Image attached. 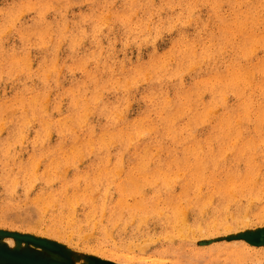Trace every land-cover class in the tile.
<instances>
[{
	"label": "rangeland",
	"instance_id": "rangeland-1",
	"mask_svg": "<svg viewBox=\"0 0 264 264\" xmlns=\"http://www.w3.org/2000/svg\"><path fill=\"white\" fill-rule=\"evenodd\" d=\"M31 1L0 0V264H264V0Z\"/></svg>",
	"mask_w": 264,
	"mask_h": 264
},
{
	"label": "bare ground",
	"instance_id": "bare-ground-1",
	"mask_svg": "<svg viewBox=\"0 0 264 264\" xmlns=\"http://www.w3.org/2000/svg\"><path fill=\"white\" fill-rule=\"evenodd\" d=\"M36 1H37V0H36ZM229 1H230V0H229ZM262 1H263V0H262ZM262 1H261V3H262ZM30 2H32V1L30 0ZM247 2H248V0H247ZM259 2H260V0H259ZM23 3L25 4V2H23ZM34 3H35V2L33 1V4H32V5H34ZM41 3H45V2H41ZM41 3H40V4H41ZM231 3H232V2H231ZM37 4H39L38 1H37ZM45 4H47V3H45ZM232 4H233V3H232ZM232 4H231V5H232ZM234 4L236 5V0H235V3H234ZM250 4H251V3H250ZM250 4H249V5H250ZM32 5H31V3H30V6H32ZM35 5H36V3H35ZM41 5H42V4H41ZM129 5H130V4H129ZM238 5H239V4H238ZM246 5H247V4H246ZM246 5H245V6H246ZM22 6H23V5H22ZM25 6H26V5H25ZM263 6H264V4H263ZM38 7H39V6H38ZM40 7H41V6H40ZM237 7H239V6H237ZM235 8H236V6H235ZM243 8H244V7H243ZM248 8H249V7H248ZM254 8H255V7H254ZM18 9H19V8H18ZM18 9H17V10H18ZM230 9L234 11V9H232V8H230ZM241 9H242V8H241ZM1 10H2V8H1ZM1 10H0V11H1ZM10 10H11V9H10ZM17 10H16V11H17ZM124 10H125V9H124ZM133 10H134V8H133ZM237 10H238V9H237ZM245 10L247 11V8H246ZM248 10H249V9H248ZM255 10H256V9H255ZM2 11H3V10H2ZM229 11H230V10H229ZM241 11H242V10H241ZM241 11H240V12H241ZM246 11H245V12H246ZM41 12H42V10H41ZM43 12H45V11H43ZM43 12H42V13H43ZM231 12H232V11H231ZM236 12H238V11H236ZM236 12H235V13H236ZM240 12H239V13H240ZM261 12H262V11H261ZM14 13H15V11H13V14H14ZM233 13H234V12H233ZM246 13H247V12H246ZM254 13H255V12H254ZM9 14H10V12H9ZM15 14H16V18H18L17 16H20V15H19L20 13L18 14V11H17V13H15ZM43 14H45V13H43ZM241 14H243V12H241ZM257 14H258V13H257ZM259 14H260V13H259ZM2 15H3V14H2ZM6 15H7V14H6ZM107 15H108V14H107ZM117 15H118V14H117ZM228 15H229V14H228ZM238 15H239V14H238ZM263 15H264V14H263ZM7 16H8V15H7ZM235 16H236V15H235ZM241 16H242V15H241ZM252 16L255 17L254 14H253ZM261 16H262V15H261ZM43 17H44V16H43ZM244 17H245V16H244ZM250 17H251V16H250ZM256 17H257V16H256ZM259 17H260V16H259ZM7 18H8V17H7ZM12 18H13V16H12ZM44 18H45V17H44ZM44 18H43V19H44ZM220 18H221V17H220ZM231 18H232V17H231ZM38 19H39V18H38ZM38 19H37V21H39ZM221 19H222V18H221ZM228 19H229V18H228ZM241 19H242V18H241ZM248 19H249V18H248ZM248 19H247V21H248ZM11 20H13V19H11ZM15 20H17V19H15ZM34 20H35V19H34ZM40 20H41V18H40ZM222 20H223V19H222ZM235 20H238V21H239V19H236V18H235ZM256 20H257V19H256ZM225 21H226V20H225ZM238 21H237V22H238ZM241 21H242V20H241ZM243 21H245V19H244ZM0 22H1V21H0ZM3 22H5V20H4ZM35 22H36V21H35ZM13 23H15V21L12 22V24H13ZM46 23H48L47 20L45 21V24H46ZM49 23L52 25L51 21H49ZM225 23H226V22H225ZM225 23H224V24H225ZM229 23H230V22H229ZM229 23H228V24H229ZM234 23H235V22H234ZM263 23H264V22H263ZM33 24H34V23H33ZM35 24H37V23H35ZM40 24H42V23L40 22ZM43 24H44V23H43ZM237 24H238V23H237ZM239 24H241V23H239ZM249 24H250V23H249ZM249 24H248V25H249ZM254 24H255V23H254ZM9 25H10V24H9ZM38 25H39V23H38ZM46 25H47V24H46ZM234 25H235V24H234ZM250 25H251V24H250ZM250 25H249V26H250ZM4 26H5V28H6V25H4ZM29 26H30V25H29ZM44 26H45V25H44ZM47 26H50V25L48 24ZM47 26L45 27L44 30H46ZM232 26H233V24H232ZM249 26H248V27H249ZM251 26H252V25H251ZM256 26H257V25H256ZM263 26H264V25H263ZM50 27H51V26H50ZM233 27H235V26H233ZM249 28H250V27H249ZM255 28H256V27H255ZM3 29H4V27H3ZM7 29H8V28H7ZM41 29H43V27H42ZM41 29H38V30H41ZM48 29H49V28H48ZM262 29H263V28H262ZM35 30H37V29H35ZM38 30H37V31H38ZM246 30H247V29H246ZM254 30H255V29H254ZM5 31H6V30H5ZM27 31H28V30H27ZM30 31H31V30H30ZM37 31H36V33H37ZM234 31H235V30H234ZM234 31H233V32H234ZM1 32L4 33L3 30H2ZM33 32H34V30H32V33H33ZM40 32H42V31H40ZM47 32H48V31H47ZM81 32H82V31H81ZM248 32H249V31H247V33H248ZM262 32H263V31H262ZM29 33H30V32H29ZM32 33H31V34H32ZM38 33H39V32H38ZM42 33H43V32H42ZM222 33L224 34V32H222ZM231 33H232V32H231ZM231 33H230V34H231ZM19 34H20V33H19ZM26 34H27V33H26ZM31 34H30V36H31ZM44 34H46V32H45ZM223 34H222V35H223ZM230 34H229V35H230ZM232 34H234V33H232ZM252 34H253V33H252ZM257 34H259V33H257ZM24 35H25V34H24ZM33 35H35V34H33ZM36 35H37V34H36ZM224 35H225V34H224ZM236 35H237V34H236ZM246 35H248V34H246ZM249 35H250V34H249ZM26 36H28V35H26ZM26 36H25V38H26ZM39 36H40V33H39ZM43 36L45 37V35H43ZM43 36H42V37H43ZM220 36H221V35H220ZM227 36H228V34H227ZM232 36H234V35H232ZM244 36H245V35H244ZM252 36H253V35H252ZM252 36H251V37H252ZM28 37H29V36H28ZM234 37H235V36H234ZM234 37H232V38H234ZM255 37H256V36H255ZM257 37H260V36H257ZM263 37H264V36H263ZM225 38L227 39L228 37H225ZM225 38H224V39H225ZM249 38H250V36H249ZM20 39H22L21 36H20ZM23 39H24V38H23ZM27 39H28V38H27ZM27 39H26V41H27ZM228 39H229V38H228ZM236 39H237V38H236ZM236 39H235V40H236ZM244 39H245V38H244ZM246 39H248V38L246 37ZM24 40H25V39H24ZM35 40H36V38L34 39V41H35ZM37 40H38V39H37ZM40 40H41V39H40ZM221 40H222V38H221ZM230 40H231V39H230ZM230 40H229V41H230ZM235 40H234V41H235ZM248 40H249V39H248ZM250 40H251V39H250ZM252 40H254V39H252ZM260 40L262 41V38H261V37H260ZM29 41H30V39H29ZM236 41H237V40H236ZM241 41H242V40H241ZM263 41H264V40H263ZM263 41H262L261 43H263ZM42 42H43V40H42ZM221 42H222V41H220V43H221ZM231 42H232V41H231ZM248 42H249V41H248ZM36 43H37V42H36ZM233 43H235V42H233ZM242 43H244V42L242 41ZM251 43H252V42H251ZM251 43H250V45H251ZM261 43H259V44H261ZM21 44H22V41H21ZM25 44H26V43H25ZM39 44H40V43H39ZM183 44H184V43H183ZM229 44H230V43H229ZM240 44H241V42H240ZM255 44H256V43H255ZM255 44H252V45L255 46ZM27 45H28V44H27ZM27 45H26V47H25L26 50H27ZM37 45H38V44H37ZM229 46H231V45H229ZM235 46H236V45H235ZM242 46H243V45H242ZM258 46H259V45H258ZM175 47H176V46H175ZM175 47H174V48H175ZM236 47H237V46H236ZM239 47H240V46H239ZM255 47H256V46H255ZM255 47H254V49H255ZM17 48H18V47H17ZM22 48H24V47L22 46ZM240 48H241V47H240ZM250 48H251V47H250ZM14 49H15V48H14ZM18 49H19V48H18ZM238 49H239V48H238ZM251 49H253V48H251ZM0 50H1V48H0ZM7 50L9 51V49H7ZM23 50H24V49H23ZM26 50H24V51L26 52ZM11 51H14V50L11 49ZM16 51H17V50H16ZM235 51H236V49H235ZM14 52H15V51H14ZM236 52H237V51H236ZM238 52H239V51H238ZM245 52H246V51H245ZM253 52H255V51H253ZM0 53H1V52H0ZM2 53H3V52H2ZM2 53H1V54H2ZM5 53H6V52H5ZM17 53H18V52H17ZM26 53H28V52H26ZM241 53H242V52H241ZM248 53H249V51H248ZM248 53H247V54H248ZM9 54L11 55V53H9ZM9 54H8V55H9ZM19 54H20V53H19ZM235 54H236V53H235ZM263 54H264V53H263ZM25 55H27V54H25ZM25 55H22L23 58H24ZM248 55H251V54H248ZM3 56H4V54H3ZM19 56H20V55H19ZM22 56H21V57H22ZM232 56H233V55H232ZM236 56H239V55H236ZM236 56H235V57H236ZM12 57H13V56H12ZM163 57H164V56H163ZM2 58H4V57H2ZM8 58H9V57H8ZM10 58H11V57H10ZM10 58H9V60H10ZM25 58H26V56H25ZM28 58H29V57H27V59H28ZM232 58H233V57H232ZM241 58L243 59V57H241ZM241 58H240V59H241ZM251 58H252V57H251ZM12 59H13V58H12ZM168 59H169V58H168ZM235 59H236V58H235ZM238 59H239V58H238ZM262 59H263V58H262ZM13 60H14V59H13ZM13 60H12V61H13ZM254 60H256V59H254ZM14 61H16V60H14ZM17 61H18V60H17ZM19 61H20V60H19ZM27 61H30V60H27ZM230 61H231V60H230ZM238 61H240V60H238ZM249 61H250V60H249ZM249 61H248V62H249ZM252 61H253V60H252ZM252 61H251V62H252ZM262 61H263V60H262ZM4 62H5V61H4ZM9 62H10V61H9ZM22 62H23V61H22ZM51 62H52V61H51ZM232 62H233V61H232ZM235 62H236V61H235ZM241 62H242V61H241ZM0 63H1V61H0ZM11 63H12V62H11ZM18 63H20V62H18ZM227 63H228V62H227ZM229 63H231V62H229ZM233 63H234V62H233ZM233 63H231V64H233ZM237 63H238V62H237ZM257 63H258V62H257ZM12 64H14V63H12ZM15 64H16V63H15ZM26 64H27V63H26ZM54 64H55V63H54ZM160 64H161V63H160ZM231 64H229V66H230ZM245 64H247V63H245ZM261 64H263V63H261ZM20 65H21V63H20ZM24 65H25V64H24ZM27 65L29 66V64H27ZM163 65H164V64H163ZM227 65H228V64H227ZM227 65H226V66H227ZM235 65H237V64L235 63ZM238 65H239V64H238ZM238 65H237V67H238ZM242 65L244 66V64H242ZM256 65H257V64H256ZM256 65H255L254 67H256ZM259 65H260V64H259ZM11 66H12V65H11ZM14 66H18V65H14ZM21 66H22V65H21ZM52 66H53V63H52ZM251 66H253V65H251ZM25 67L27 68L26 65H25ZM56 67H57V66H56ZM232 67H235V66H232ZM239 67H240V66H239ZM245 67H247V66H245ZM260 67H261V65H260ZM262 67H263V66H262ZM22 68H23V67H22ZM227 68H228V67H227ZM230 68H231V67H230ZM235 68H236V67H235ZM251 68H252V67H251ZM258 68H259V67H258ZM18 69H19V68H18ZM42 69H43V67H42ZM154 69H155V68H154ZM233 69H234V68H233ZM239 69H240V68H239ZM249 69H250V68H249ZM14 70H15V69H14ZM14 70H13V73H14ZM47 70H48V69H47ZM52 70H53V69H52ZM236 70H237V68H236ZM243 70H244L243 75H242V77H239V78H240L242 81H243V80L246 81V79H247L246 76L248 75L247 73H248V72H251V69H250V71H248L247 68H246V69H243ZM262 70H263V69H262ZM2 71H3V70H2ZM2 71H1V72H2ZM18 71H19V70H18ZM49 71H50V68H49ZM240 71H242V69H241ZM252 71H254V70H252ZM215 72H216V71H215ZM219 72H220V71H219ZM223 72H224V71H222V73H223ZM237 72H238V71H237ZM237 72H236L235 76L232 78V80H231V82H230L233 86H234V84H237V83L239 84L238 79H237L238 76H236V75H237ZM256 72H257V71H256ZM259 72H260V70H259ZM47 73H48V72H47ZM229 73H230V72H229ZM238 73H239V72H238ZM252 73H253V72H252ZM252 73H251V75H252ZM261 73H262V72H261ZM9 74H10V72H9ZM231 74H234V73L232 72V73H230V75H231ZM230 75H229V76H230ZM214 76H215V75H214ZM218 76H219V75H218ZM218 76H217V74H216V77H218ZM229 76H227V77H229ZM231 76H232V75H231ZM42 77H44V76L42 75ZM45 77H46V75H45ZM230 78H231V77H230ZM251 78H252V77H251ZM42 79H43V78H42ZM44 79H45V78H44ZM156 79H157V78H156ZM260 79H261V80H260ZM220 80H221V79H220ZM256 80H257V79H256ZM217 81H218V79H217ZM224 81H225V82L221 81V83H223V85L225 86V85H226V79H225ZM239 81H240V80H239ZM250 81H251V80H250ZM259 81H260V87L263 88L262 91L264 92V73H263L262 78H259ZM103 82H104V81H103ZM214 82H216V81H214ZM243 82H244V81H243ZM247 82H248V80H247ZM252 82H254L255 85H256V82H257V81H256V82H255V81H252ZM200 83H201V82H200ZM219 83H220V82H219ZM210 84H211V83H210ZM210 84H209V85H210ZM216 84H218V83H216ZM244 84H246V82H245ZM25 85H26V84H25ZM45 85H46V82H45ZM104 85H106V84H104ZM221 85H222V84H221ZM229 85H230V84H229ZM241 85H242V84H241ZM247 85H249V84H246V86H247ZM252 85H253V84H252ZM214 86H215V84L212 86V89H213ZM218 86H219V85H218ZM230 86H231V85H230ZM257 86H258V84H257ZM24 87H25V86H24ZM33 87H34V86H33ZM102 87H103V85H102ZM221 87H222V86H221ZM227 87H228V86H227ZM236 87H237V86H236ZM236 87H235V88H236ZM239 87H240V86H239ZM249 87H251V86H249ZM260 87H259V88H260ZM37 88H38V87H36L35 89H37ZM104 88H105V87H104ZM214 88H216V87H214ZM217 88H218V87H217ZM217 88H216V89H217ZM219 88H220V87H219ZM219 88H218V90H219ZM232 88H233V87H232ZM240 88H241V87H240ZM240 88H239V90H240ZM251 88H252V87H251ZM251 88H250V90H254V89H255V87H254V89H251ZM23 89H24V88H23ZM27 89H28V88H27ZM31 89H33V88H31ZM35 89H34V90H35ZM205 89L208 90V87L205 88ZM242 89H244V88H242ZM242 89H241V90H242ZM245 89H246V88H245ZM248 89H249V88H248ZM25 90H26V89H25ZM73 90H74V89H73ZM160 90H161V89H160ZM218 90H216L215 92H218ZM221 90H222V89H220L219 92H220ZM224 90H225V89H224ZM224 90H223V91H224ZM228 90H229V87H228ZM241 90H240V91H241ZM250 90H249V91H250ZM259 90H261V89H259ZM19 91L22 92V90H19ZM27 91H28V90H27ZM38 91H39V89H38ZM84 91H85V90H84ZM84 91H83V92H84ZM88 91H89V90H88ZM97 91H99V89H98ZM209 91H210V90H209ZM212 91H214V90H212ZM212 91H211V93H212ZM223 91H222L221 94H223ZM226 91H227V89H226ZM226 91H224V92L226 93ZM233 91H234V89L232 90V93L234 94ZM237 91H238V90H237ZM246 91H247V90H246ZM32 92H33V91H32ZM32 92H31V93H32ZM71 92H73V91H71ZM215 92H214V93H215ZM219 92H218V95H217V96H219ZM241 92H242V91H241ZM263 92H262V93H263ZM38 93H39V92H38ZM38 93H37V94H38ZM95 93H96V92H94V94H95ZM97 93H98V92H97ZM153 93H154V92H153ZM238 93H239V92H238ZM249 93H250V92H249ZM254 93H255V92H254ZM256 93H257V92H256ZM258 93H259V92H258ZM19 94H20V93H19ZM22 94H24V93H22ZM29 94H30V93H29ZM39 94H40V93H39ZM41 94H42V93H41ZM94 94H93V95H94ZM99 94H100V93H99ZM154 94H155V93H154ZM236 94H237V93H236ZM236 94H235V95H236ZM243 94H244V93H243ZM263 94H264V93H263ZM26 95H27V93H26ZM32 95H33V94H32ZM32 95H30V96H32ZM42 95H43V94H42ZM157 95H158V94H157ZM157 95H156V96H157ZM224 95H225V94L222 95V96H223V98H222L223 100H224ZM250 95H251V94H250ZM250 95H248V97H247L248 100H249V98L251 97ZM253 95H254V94H253ZM261 95H262V94H261ZM19 96H20V95H19ZM23 96H24V95H22V97H23ZM38 96H39V95H37V97H38ZM78 96H79V95H78ZM91 96H92V95H91ZM100 96H101V95H100ZM217 96H216V97H217ZM242 96H243V95H242ZM249 96H250V97H249ZM258 96H259V95H257V97H258ZM14 97H15V95H14ZM17 97H18V96H17ZM43 97H44V96H43ZM79 97H80V96H79ZM82 97H84V95H82ZM82 97H81V98H82ZM87 97H88V96H87ZM87 97H84V98H87ZM93 97H95V95H94ZM97 97H98V96H97ZM157 97H158V96H157ZM167 97H168V96H167ZM210 97H211V94H210ZM219 97H220L219 99L221 100V96H219ZM236 97H237V96H236ZM244 97H245V96H244ZM254 97H255V96H254ZM263 97H264V96H263ZM11 98H13V97H11ZM24 98H25V97H24ZM33 98H34V97H33ZM33 98H32V99H33ZM95 98H96V97H95ZM99 98H101V97H99ZM158 98H159V97H158ZM165 98H166V97H165ZM211 98H212V97H211ZM22 99H23V98H22ZM26 99H27V97H26ZM35 99H36V98H35ZM35 99H33V100H35ZM73 99H74V97L72 98V102L74 101ZM76 99H78V98H76ZM162 99H163V97H162ZM180 99H181V98H180ZM188 99H189V98H188ZM240 99H241V96H240ZM242 99H243V98H242ZM242 99H241V100H242ZM250 99H251V98H250ZM252 99H253V98H252ZM256 99H257V98H256ZM261 99H262V98H261ZM13 100H14V99H13ZM23 100H24V99H23ZM33 100H32V101H33ZM37 100L40 101L39 98H38ZM42 100H43V99H42ZM45 100H46V99H45ZM45 100H44V102H45ZM95 100H96V99H95ZM101 100H102V99H101ZM159 100H160V99H159ZM159 100H158V101H159ZM214 100L216 101V99H214ZM241 100H240V102H242ZM248 100H247V101H248ZM257 100H258V99H257ZM11 101H12V100H11ZM15 101H16V100H15ZM20 101H21V99H20ZM20 101H19V102H20ZM29 101H30V99H29ZM39 101H37V102H39ZM81 101H82V100H81ZM81 101H80V102H81ZM84 101H86V100H84ZM93 101H94V100H93ZM93 101H92V102H93ZM152 101H153V100H152ZM163 101H165V100L163 99ZM166 101H167V100H166ZM166 101H165V102H166ZM177 101H178V100H177ZM217 101H218V100H217ZM249 101H250V100H249ZM251 101H252V100H251ZM13 102H14V101H13ZM17 102H18V100H17ZM17 102H16V103H17ZM22 102H23V101H22ZM41 102H42V101H41ZM44 102H43V105L45 104ZM72 102H71V104H72ZM89 102H90V101H89ZM96 102H97V101H96ZM153 102H155V101H153ZM165 102H163V104H164ZM238 102H239V101H238ZM253 102H254V101H253ZM260 102H261V101H260ZM1 103H2V102H1ZM23 103H24V102H23ZM23 103H22V104H23ZM27 103H28V102H27ZM217 103L219 104V101H218ZM223 103H224V102H223ZM245 103L247 104V102H245ZM245 103H243V105H245ZM14 104H15V103H14ZM71 104H70V105H71ZM73 104H74V106H76V105H75V104H76V101H75V103H73ZM85 104H86V103H85ZM85 104H84V106H85ZM87 104H88V102H87ZM105 104H106V101H105ZM158 104H159V103H158ZM158 104H157V105H158ZM161 104H162V100H161ZM161 104H160V105H161ZM166 104H167V105H166ZM166 104H165V105L168 106V107L170 108V105H168V102H166ZM231 104H232V103H231ZM251 104H253V103H251ZM251 104H250V105H251ZM254 104H255V103H254ZM258 104H259V103H258ZM2 105H3V104H2ZM12 105H13V104H12ZM19 105H20V104H19ZM25 105H28V104H25ZM31 105H32V104H31ZM155 105H156V104H155ZM179 105H180V104H179ZM248 105H249V103H248ZM0 106H1V104H0ZM37 106H38V105H37ZM40 106H41V105H40ZM40 106H39V107H40ZM71 106H72V105H71ZM84 106H83V108H84ZM104 106H105V105H104ZM166 106H164V107H166ZM181 106H182V105H181ZM181 106H180V107H181ZM230 106H231V105H230ZM230 106H229V107H230ZM245 106H246V105H245ZM253 106H254V105H252V107H253ZM260 106H261V105H260ZM19 107H20V106H19ZM23 107H24V106H23ZM25 107H27V106H25ZM25 107H24V108H25ZM34 107H35V105H34ZM72 107H73V106H72ZM159 107H161V106H159ZM164 107H163V109H164V111H165L166 109H165ZM249 107H250V106H249ZM258 107H259V106H258ZM97 108H98V106H97ZM101 108H102V107H101ZM103 108H104V107H103ZM154 108H155V107H154ZM157 108H158V107H157ZM157 108H156V109H157ZM226 108H227V107H226ZM231 108H232V107H231ZM240 108H241V106H240ZM14 109H15V108H14ZM14 109H13V110H14ZM16 109H17V108H16ZM26 109H28V108H26ZM35 109H36V107H35ZM38 109H39V108H38ZM75 109H76V108H75ZM106 109H107V108H106ZM161 109H162V108H161ZM163 109H162V110H163ZM179 109H180V108H179ZM182 109H183V107H182ZM234 109H235V108H234ZM234 109H233V111H235ZM244 109H246V108L244 107ZM6 110H7V109H6ZM21 110H22V109H21ZM21 110H19V111L21 112ZM30 110H32V109H29L27 112H30ZM46 110H47V108H46ZM46 110H45V111H46ZM84 110H85V108H84ZM168 110H169V109H168ZM168 110H167V111H168ZM226 110H228V109H226ZM241 110H242V109H241ZM248 110H250V109L248 108ZM252 110H254V109H252ZM15 111L17 112V110H15ZM15 111H14V112H15ZM24 111H25V110H24ZM35 111H36V110H35ZM105 111H106V110H105ZM110 111H112V109H111ZM159 111H160V110H159ZM177 111H179V110H177ZM233 111H231V112L234 113ZM239 111H240V110H239ZM256 111H257V110H256ZM6 112H7V111H6ZM6 112H5V113H6ZM12 112H13V111H12ZM25 112H26V111H25ZM43 112H44V110H43ZM50 112H51V111H50ZM80 112H81V111H80ZM82 112H83V114H86V113H87V110H86L85 113H84L83 110H82ZM112 112H113V111H112ZM228 112H229V111H228ZM246 112H247V111H246ZM21 113H22V112H21ZM31 113H32V112H31ZM37 113H38V112H37ZM41 113H42V111H41ZM45 113H46V112H45ZM113 113H114V112H113ZM161 113H162V112H161ZM163 113H165V112H163ZM171 113H173V112H171ZM177 113H178V112H177ZM195 113H197V111H196ZM205 113H206V112H205ZM256 113H257V112H256ZM6 114H7V113H6ZM8 114H9V111H8ZM13 114H14V113L11 114V110H10V115L13 116ZM17 114H18V112H17ZM17 114H16V115H17ZM19 114H20V113H19ZM34 114H35V113H34ZM104 114H105V113H104ZM108 114H109V113H108ZM159 114H160V113H159ZM169 114H170V113H169ZM175 114H176V112H175ZM213 114H214V113H213ZM241 114H242V113H241ZM243 114H244V113H243ZM247 114H248V113H247ZM14 115H15V114H14ZM29 115H30V114H29ZM29 115H26V113L24 114V116L27 117V118H29ZM36 115H37V114H36ZM38 115H40V113H39ZM78 115H79V113H78ZM78 115L76 116V118H78ZM115 115H116V113H115ZM157 115H158V114H157ZM164 115H165V114H164ZM176 115H177V114H176ZM176 115H175V116H176ZM203 115H204V114H203ZM235 115H236V113H235ZM248 115H249V114H248ZM248 115H247V117H248ZM261 115H262V114H261ZM5 116H7V115H5ZM22 116H23V115H22ZM45 116L47 117V113L45 114ZM48 116H49V115H48ZM50 116H52V115H50ZM68 116H69V115H68ZM79 116H81V114H80ZM83 116H84V115H83ZM110 116H111V115H110ZM160 116H161V115H160ZM160 116H159V117H160ZM170 116H173V115H170ZM195 116H196V115H195ZM215 116H216V115H215ZM218 116H219V114H218ZM218 116H217V117H218ZM220 116H221V114H220ZM222 116H223V114H222ZM250 116H251V115H250ZM19 117H20V116H19ZM32 117H34V116H32ZM85 117H86V116H85ZM106 117H108V116H106ZM161 117H162V116H161ZM161 117H160L159 119H162ZM200 117H201V115H200ZM200 117H198V118H200ZM226 117H227V116H226ZM244 117H245V116H244ZM256 117H257V114H256ZM35 118H37V117H35ZM68 118H69V117H68ZM70 118L72 119V113H71ZM83 118H84V117H83ZM83 118H82V119H83ZM145 118H146V117H145ZM148 118H149V117H148ZM168 118H169V117H168ZM202 118H205V116L202 117ZM212 118H213V117H212ZM223 118H225V117H223ZM228 118H229V116H228ZM233 118H234V117H233ZM238 118H240V116H238ZM248 118H249V117H248ZM254 118H255V116H254ZM22 119H23V118H22ZM24 119H25V118H24ZM29 119H30V118H29ZM32 119H33V118H31L30 120L32 121ZM49 119H50V118H49ZM74 119H75V117L73 118V120H74ZM163 119H164V118H163ZM170 119H171V117H170ZM170 119H169V120H170ZM200 119H201V118H200ZM214 119H215V118H214ZM218 119H219V118H218ZM241 119H242V118H241ZM243 119H244V118H243ZM256 119H257V118H256ZM1 120H2V119H1ZM13 120H14V119H13ZM16 120H17V119H16ZM33 120H34V119H33ZM35 120H37V119H35ZM41 120H42V119H41ZM41 120H40V123H41ZM78 120H81V118L78 119ZM148 120H150V118H149ZM151 120H152V119H151ZM156 120H158V119H156ZM172 120L174 121V119H172ZM210 120H211V119H210ZM237 120H238V119H237ZM247 120H248V119L246 118L245 121H247ZM10 121H11V120H10ZM19 121H20V120H19ZM19 121H18V122H19ZM42 121H43V120H42ZM49 121H50V120H49ZM51 121H52V118H51ZM51 121H50V122H51ZM63 121L65 122V119H64ZM70 121H71V120H70ZM116 121H117V120H116ZM161 121H162V120H161ZM161 121H160V122H161ZM173 121H172V122H173ZM195 121H196V120H195ZM197 121H198V120H197ZM197 121H196V123H197V125H199L201 122H197ZM205 121H206V120H205ZM214 121H215V120H214ZM220 121H221V120H220ZM223 121H224V120H223ZM238 121H239V120H238ZM245 121H244V122H245ZM248 121H249V120H248ZM248 121H247V122H248ZM24 122H25V121H24ZM33 122H34V121H33ZM44 122H47V121H44ZM56 122H57V121H56ZM60 122H61V121L59 120L58 123H60ZM71 122H72V121H71ZM73 122L75 123V120H74ZM73 122H72V125L70 124L69 127L72 128V126H74ZM81 122H82V121H81ZM114 122H115V121H114ZM147 122H148V121H147ZM165 122H166V121H165ZM207 122H208V121H207ZM207 122H206V123H207ZM217 122H218V121H217ZM217 122H216V123H217ZM221 122H222V121H221ZM221 122H220V123H221ZM227 122H228V121H227ZM229 122H231V121L229 120ZM239 122H241V121H239ZM251 122H252V121H251ZM27 123H28V122H27ZM30 123H31V122H30ZM42 123H43V122H42ZM42 123H41V124H42ZM62 123H63V122H62ZM65 123H66V122H65ZM67 123H68V122H67ZM79 123H80V121L78 122V124H79ZM84 123H85V122H84ZM140 123H141V122H140ZM140 123H139V125H140ZM142 123H143V122H142ZM148 123H149V122H148ZM156 123H157V121H156ZM170 123H171V122H170ZM170 123L167 124V125H171ZM192 123H193V121H192ZM204 123H205V122H204V119H203V124H204ZM209 123H210V122H209ZM213 123H214V122H213ZM237 123H238V122H237ZM6 124H7V123H6ZM22 124H23V123H22ZM33 124H34V123H33ZM41 124H36V128H37L38 125H41ZM54 124H55V123H54ZM76 124H77V123H75V125H76ZM82 124H83V123H82ZM82 124H81V125H82ZM116 124H117V123H116ZM128 124H129V123H128ZM153 124H155V123L153 122ZM153 124H152V125H153ZM173 124H174V123H173ZM175 124H177V121L175 122ZM175 124H174V125H175ZM189 124H190V122H189ZM201 124H202V123H201ZM203 124H202V125H203ZM211 124H212V123H211ZM222 124H223V123H222ZM226 124H227V123H226ZM235 124H236V123H235ZM250 124H251V123H250ZM1 125H2V124H1ZM30 125H31V124H30ZM63 125H64V124H63ZM66 125H68V124H66ZM85 125H86V124H85ZM113 125H114V124H113ZM119 125H120V124H119ZM132 125H133V124H132ZM132 125L129 124V126H132ZM139 125H137V126H138V128L140 129V126H141V125H140V126H139ZM143 125H144V124H143ZM158 125H159V124H157L156 127H157ZM161 125H162V124H161ZM167 125H166V127H167ZM209 125H210V124H209ZM214 125H215V124H214ZM232 125H233V124H232ZM241 125H242V124H241ZM254 125H256V124H254ZM261 125H262V123H261ZM5 126H6V125H5ZM13 126H14V125H13ZM15 126H17V125H15ZM21 126H23V125H21ZM21 126H20V129H21ZM26 126L28 127V124H27ZM44 126H45V125H44ZM52 126H53V125H52ZM83 126H84V125H83ZM83 126H82V127H83ZM89 126H90V125H89ZM89 126H88V127H89ZM116 126H117V125H116ZM129 126H128V128L130 129ZM154 126H155V125H154ZM159 126H160V125H159ZM171 126H172V125H171ZM177 126H178V125H177ZM177 126H176V127H177ZM211 126H212V125H211ZM237 126H238V125H237ZM237 126H236V127H237ZM258 126L260 127V130H262V129H261V126H260V125H258ZM1 127H2V126H1ZM10 127H11V126H10ZM17 127H19V123H18V126H17ZM30 127H31V126H30ZM48 127H49V126H48ZM60 127H64V126H60ZM60 127H59V128H60ZM74 127H75V126H74ZM74 127H73V128H74ZM85 127H86V126H85ZM106 127H108V126H106ZM111 127H114V126H111ZM125 127H126V126H125ZM135 127H136V125H135ZM135 127H134V128H135ZM143 127H144V126H143ZM143 127L141 126V129H142ZM152 127H153V126H152ZM152 127H150V128H152ZM174 127H175V126H174ZM181 127H182V126H181ZM229 127H231V126H229ZM243 127H244V126H243ZM259 127H258V128H259ZM4 128H5V127H4ZM22 128H23V127H22ZM24 128H25V127H24ZM24 128H23V129H24ZM46 128H47V127H46ZM67 128H68V127H67ZM71 128H70V129H71ZM79 128H80V127H79ZM131 128H132V127H131ZM163 128H165V127H163ZM163 128H162V129H163ZM184 128H185V127H184ZM186 128H187V127H186ZM186 128H185V129H186ZM209 128H210V127H209ZM214 128H215V126L213 127V129H214ZM238 128H239V127H238ZM246 128H247V127H246ZM250 128H251V127H250ZM258 128H257V130H258ZM8 129H9V128H8ZM15 129H16V128H15ZM20 129H18V130H20ZM48 129H49V128H48ZM57 129H58V127H57ZM61 129H63V128H61ZM61 129H60V130H61ZM68 129H69V128H68ZM70 129H69V131H70ZM85 129H86V128H85ZM87 129H88V128H87ZM103 129H104V128H103ZM111 129H112V128H111ZM125 129H126V128H125ZM129 129H128V131H129ZM141 129H140V130H141ZM146 129H147V128H146ZM146 129H145V132H146ZM159 129H160V127H159ZM162 129H161V130H162ZM170 129H172V128H170ZM187 129H188V128H187ZM220 129H221V128H220ZM229 129H230V128H229ZM231 129H232V127H231ZM241 129H242V128H241ZM255 129H256V128H255ZM10 130H11V129H10ZM10 130H9L8 132H10ZM38 130H39V127H38ZM50 130H51V129H50ZM52 130H54V129H52ZM74 130H75V129H74ZM101 130H102V129H101ZM132 130H133V129H132ZM147 130H150V129H147ZM156 130H157V128H156ZM175 130H176V128H175ZM191 130H192V129H191ZM203 130H204V129H203ZM203 130H202V132H203ZM207 130H208V128H207ZM217 130H218V128H217ZM223 130H224V129H223ZM238 130H239V129H238ZM3 131H4V130H3ZM13 131H14V130H13ZM15 131H16V130H15ZM33 131H34V132L36 131L35 128H34ZM39 131H40V130H39ZM39 131H38V132H39ZM45 131H47V129H45ZM63 131H64V130H63ZM72 131H73V130H72ZM86 131H87V130H86ZM86 131H85V132H86ZM92 131H94V129H93ZM92 131H91V132H92ZM135 131H136V130H135ZM137 131H138V130H137ZM142 131H144V128H143ZM158 131H159V130H158ZM170 131H171V130H170ZM172 131H173V129H172ZM185 131H186V130H185ZM205 131H206V130H205ZM224 131H225V130H224ZM224 131H223V132H224ZM226 131H227V130H226ZM230 131H231V130H230ZM232 131H233V130H232ZM249 131H250V129H249ZM6 132H7V131H6ZM21 132H22V131H21ZM34 132H33V133H34ZM36 132H37V131H36ZM38 132H37V133H38ZM47 132H48V131H47ZM61 132H62V131H61ZM77 132H79V130H78ZM82 132H83V131H82ZM88 132H89V131H88ZM111 132H112V131H111ZM116 132H117V131H116ZM118 132H119L118 134L121 135V133H122L121 130L118 131ZM120 132H121V133H120ZM132 132H133V131H132ZM162 132H164V131H162ZM179 132H182V131H179ZM191 132H192V131H191ZM191 132L189 131L187 134L189 135ZM198 132H199V131H198ZM202 132H201V133H202ZM242 132H243V131H242ZM259 132H260V131H259ZM262 132H263V131H261V133H262ZM37 133H36V134H37ZM45 133H46V132H45ZM80 133H81V132H80ZM89 133H90V132H89ZM92 133H94V132H92ZM128 133H129V132H128ZM141 133H142V132H141ZM141 133H140V134H141ZM192 133H193V135H194V132H192ZM214 133H215V132H214ZM216 133H217V132H216ZM250 133H251V132H250ZM8 134H9V133H8ZM15 134L17 135V133H15ZM18 134H19V133H18ZM22 134H23V133H22ZM27 134H28V133H27ZM71 134H72V132H71ZM81 134H82V133H81ZM85 134H86V133H85ZM130 134H131V133H130ZM134 134H137V133L134 132ZM134 134H133V135H134ZM142 134L144 135V133H142ZM148 134H149V133H147V135H148ZM160 134H161V133H160ZM168 134H169V133H168ZM174 134L176 135V133H174ZM174 134H173V135H174ZM177 134H178V133H177ZM223 134H225V136H227V134H226L225 132H224ZM248 134H249V133H248ZM255 134H256V133H255ZM257 134H258V133H257ZM13 135H14V134H13ZM13 135H10V136H13ZM38 135H39V134H38ZM46 135H47V134H46ZM103 135H105V134H103ZM108 135H109V134H108ZM112 135H113V134H112ZM112 135H111V138L108 137V139L111 140L112 137H113ZM152 135L155 136V134H152ZM166 135H167V134H166ZM169 135H171V133H170ZM181 135H183V134H181ZM206 135H207V134H206ZM209 135H210V134H209ZM211 135H212V133H211ZM214 135H215V134H214ZM228 135H229V133H228ZM235 135H236V133H235ZM251 135H253V134H251ZM0 136H1V135H0ZM5 136H7V135H5ZM14 136H15V135H14ZM32 136H33V135H32ZM40 136H41V135H40ZM40 136H39V139H40ZM42 136H45V135H42ZM48 136H49V135H48ZM48 136H47V137H48ZM60 136H62V135H60ZM74 136H75V135H74ZM93 136H95V134H94ZM114 136H115V135H114ZM122 136H123V135H121V137H122ZM126 136H127V135H126ZM126 136H124V137H126ZM129 136H130V135H129ZM149 136H150V135H149ZM149 136H148V137H149ZM217 136H218V135H217ZM225 136H224V137H225ZM233 136H234V135H233ZM237 136H238V135H237ZM237 136H236V137H237ZM243 136H244V135H243ZM23 137H24V134H23V136H22L21 138L23 139ZM45 137H46V136H45ZM67 137H68V136L66 135V139H67ZM76 137H77V133H76ZM89 137H90V136H89ZM118 137H119V135H117V137H116L115 139H117ZM136 137H137V136H136ZM136 137H135V138H136ZM161 137H162V136H161ZM164 137H166V136H164ZM169 137H170V136H168V138H169ZM175 137H176V136H175ZM177 137H178V135H177ZM193 137H194V136H193ZM193 137H191V138H193ZM195 137H197V135H196ZM200 137H201V134H200ZM200 137H199V138H200ZM204 137H205V136H204ZM207 137H208V136H207ZM210 137H211V136H210ZM21 138H20V139H21ZM64 138H65V137H64ZM119 138H120V137H119ZM119 138H118V139H119ZM126 138H127V137H126ZM131 138H132V136H131ZM155 138H156V137H155ZM162 138H163V137H162ZM168 138H167V139H168ZM172 138H174V137H172ZM183 138H184V137H183ZM189 138H190V137H189ZM201 138H202V137H201ZM208 138H209V137H208ZM208 138H207V139H208ZM211 138H212V137H211ZM243 138H244V137H243ZM6 139H7V138H6ZM9 139H12V137H11V138L9 137ZM16 139H17V138H16ZM28 139H29V138H28ZM60 139H61V138H60ZM68 139H69V137H68ZM73 139H75V137H74ZM73 139H71V140L74 142L75 140H73ZM89 139H90V138H89ZM101 139L103 140V137H102ZM113 139H114V138H113ZM113 139H112V141H113ZM123 139H124V138H123ZM149 139H150V138H149ZM159 139H161V138H159ZM209 139H210V138H209ZM230 139H231V138H230ZM236 139H237V138H235V140H236ZM238 139H239V138H238ZM245 139H246V138H245ZM254 139H255V138H254ZM254 139L252 140V142H251V140H248V142H245V143H248V144H247V147H248V145L250 146V144L256 143V140H257V139H255V141H254ZM259 139H260V137H259ZM33 140H34V139H33ZM44 140H45V139H44ZM44 140H43V141H44ZM47 140H48V139H47ZM47 140H46V141H47ZM90 140H92V139H90ZM102 140H101V141H102ZM125 140H127V139H125ZM133 140H134V139H133ZM144 140H145V139H144ZM144 140H143V141H144ZM161 140H162V139H161ZM165 140H166V139H165ZM175 140H176V139H175ZM184 140H185V139H184ZM187 140H188V139H187ZM213 140H214V139H213ZM215 140H216V139H215ZM240 140H242V139H240ZM7 141H8V140H7ZM13 141L16 142V140H13ZM22 141H23V140H22ZM22 141H21V142H22ZM24 141H25V139H24ZM38 141H39V140H38ZM41 141H42V140H41ZM46 141H45V142H46ZM104 141H105V140H104ZM123 141H124V140H123ZM129 141H130V140H129ZM139 141H140V139H139ZM150 141H151V140H150ZM155 141H156V140H155ZM158 141H159V140H158ZM158 141H156V142H158ZM163 141H164V139H163ZM166 141H168V140H166ZM171 141H172V140H171ZM181 141H182V140H181ZM189 141H190V139H189ZM189 141H188V142H189ZM191 141H192V140H191ZM204 141H205V139H204ZM220 141H221V140H220ZM225 141L228 143V141H227L226 139H225ZM246 141H247V140H246ZM1 142H2V141H1ZM3 142H4V141H3ZM33 142H35V141H33ZM33 142H32V144H33ZM36 142H37V141H36ZM60 142H61V141H60ZM99 142H100V140H99ZM99 142H98V143H99ZM106 142H107V141H106ZM121 142H122V141H121ZM124 142H125V141H124ZM135 142H138V141H135ZM156 142H155V143H156ZM161 142H162V141H161ZM161 142H160V143H161ZM198 142H199V141H198ZM202 142H203V141H202ZM205 142L208 143V141H205ZM205 142H203V143H205ZM210 142H212V141H210ZM214 142H215V141H214ZM217 142H218V141H217ZM217 142H216V144H217ZM257 142H258V141H257ZM263 142H264V141H263ZM29 143H30V142H29ZM38 143H39V142H38ZM61 143H62V142H61ZM64 143H65V142H64ZM68 143H69V142H68ZM74 143H75V142H74ZM87 143H88V142H87ZM87 143H86V145H87ZM108 143H109V141H108ZM108 143H106V146H108ZM113 143H115V142H113ZM113 143H112V144H113ZM118 143H119V142H118ZM127 143H129V142H127ZM142 143H143V142H142ZM155 143H154V144H155ZM162 143H163V142H162ZM164 143H165V142H164ZM164 143H163V144H164ZM183 143H185V142L183 141ZM199 143H200V142H199ZM219 143H220V142H219ZM221 143H222V142H221ZM224 143H225V142H224ZM231 143H232V141H231ZM235 143H236V141H235ZM245 143H244V145H245ZM249 143H250V144H249ZM39 144H40V143H39ZM136 144H138V143H136ZM152 144H153V143H152ZM152 144H150V145L152 146ZM156 144H157V143H156ZM170 144H171V142H170ZM33 145H35V144H33ZM74 145L77 146L76 143H75ZM91 145H93V144H91ZM91 145L88 144V146H91ZM102 145H104V143H103ZM121 145H123V143H122ZM130 145H131V144H130ZM142 145H143V144H142ZM148 145H149V144H148ZM222 145H223V144H222ZM224 145H226V144H224ZM229 145H230V144H229ZM39 146H40V145H39ZM80 146H82V145L80 144ZM80 146H79V147H80ZM99 146H101V144H100ZM125 146H126V148H127V147L129 146V144H128V146L125 144ZM125 146H124V147H125ZM211 146H212V145H211ZM220 146H221V145H220ZM245 146H246V145H245ZM95 147H96V146H95ZM95 147H94V148H95ZM132 147H133V146H132ZM155 147H157V146H155ZM155 147H154V148H155ZM87 148H88V147H87ZM97 148H98V146H97ZM101 148H102V147H101ZM121 148H122V146H121ZM154 148H153V149H154ZM159 148H160V147H159ZM74 149L76 150V152L78 151V149H76V148H74ZM80 149H82V148H80ZM80 149H79V150H80ZM88 149H89V148H88ZM92 149H93V147H92ZM92 149H91V151H92ZM136 149H137V147H136ZM140 149H141V148H140ZM145 149H146V147H145ZM145 149H144V150H145ZM215 149H216V147H214V150H215ZM94 150H95V149H94ZM107 150H108V149H107ZM107 150H106V152H107ZM120 150H121V149H120ZM120 150H119V151H120ZM122 150H124V149L122 148ZM148 150H149V148H148ZM243 150H244V149H243ZM52 151H53V150H52ZM87 151L89 152V150H87ZM142 151H143V150H142ZM155 151H156V150H155ZM50 152H51V151H50ZM50 152H49V153H50ZM54 152H55V151H54ZM54 152H53V153H54ZM108 152H109V151H108ZM110 152H111V151H110ZM132 152H133V150H132ZM143 152H144V151H143ZM74 153H75V152H74ZM99 153H100V152H99ZM137 153H138V152H137ZM145 153H146V152H145ZM150 153H151V151H150ZM153 153H154V152H153ZM155 153H156V152H155ZM62 154H63V153H62ZM64 154H65V153H64ZM78 154H79V153H77V156H76V157H78ZM101 154H102V152H101ZM110 154H111V153H110ZM134 154H135V153H134ZM138 154L141 156V155H143L144 153H143V154L138 153ZM146 154H147V153H146ZM146 154H145V155H146ZM65 155H66V154H65ZM73 155H74V154H73ZM99 155H100V154H99ZM108 155H109V154H108ZM131 155H132V154H131ZM139 155H138V156H139ZM145 155H144V156H145ZM147 155H148V154H147ZM147 155H146V156H147ZM149 155H150V154H149ZM225 155H226V154H225ZM106 156H107V155H106ZM146 156H145V157H146ZM54 157H55V156H54ZM57 157H58V156H57ZM79 157H81V156H79ZM121 157H122V156L119 157V155H118L117 158L119 159V158H121ZM148 157H150V156H148ZM63 158H64V157H63ZM141 158H143V157H141ZM56 159H57V158H56ZM67 159H68V158H67ZM132 159H133V158H132ZM146 159H147V158H145V160H146ZM120 160H121V159H120ZM120 160H119V161H120ZM138 160H139V159H138ZM143 160H144V159H143ZM117 162H118V161H117ZM134 162H135V161H134ZM141 162H142V161H141ZM255 162H256V161H255ZM119 163H120V162H119ZM131 168H132V167H131ZM49 169H50V168H49ZM140 169H141V168H140ZM218 169H219V168H218ZM150 170H151V169H150ZM224 170H225V169H224ZM228 170H229V169H228ZM259 170H260V169H259ZM199 171H200V170H199ZM212 171H213V170H212ZM231 171H232V170H231ZM233 171H234V170H233ZM233 171H232V172H233ZM252 171H253V170H252ZM156 172H157V171H156ZM156 172H155V173H156ZM158 172H159V171H158ZM217 172H218V171H217ZM217 172H216L215 174H217ZM221 172H222V171H221ZM223 172H224V171H223ZM225 172H226V171H225ZM234 172H235V171H234ZM248 172H249V171H248ZM107 173H108V172H107ZM219 173H220V172H219ZM219 173H218V174H219ZM236 173H237V172H236ZM218 174H217V175H218ZM221 174H222V173H221ZM221 174H220V175H221ZM224 174H225V173H224ZM227 174H229V173H227ZM227 174H226V175H227ZM233 174H234V173H233ZM238 174H239V172H238ZM249 174H250V172H249ZM99 175H100V174H99ZM197 175H198V174H197ZM222 175H223V174H222ZM230 175H231V174H230ZM240 175H241V173H240ZM106 176H107V175H106ZM198 176H199V175H198ZM209 176H210V175H209ZM245 176H246V175H245ZM251 176H253V175H251ZM213 177H215V176H213ZM239 177H241V176H239ZM106 178H107V177H106ZM216 178H217V177H216ZM216 178H215V179H216ZM237 178H238V177H237ZM237 178H236V179H237ZM243 178H246V177H243ZM250 178H251V177H250ZM250 178H248V180H249ZM209 179H211V178H209ZM215 179H213V180H215ZM232 179H233V176H232ZM213 180H212V182H213ZM234 180H235V179H234ZM220 181H221V180H220ZM208 182H209V181H208ZM232 182H233V180H232ZM242 182H243V181H242ZM244 182H246V181H244ZM34 183H35V182H34ZM34 183H33V184H34ZM214 183H215V181H214ZM214 183H213V184H214ZM232 184H233V183H232ZM216 185H217V184H216ZM235 185H236V184H235ZM241 185H243V183H242ZM132 186H133V185H132ZM218 186H219V185H218ZM221 186H222V185H221ZM231 186H232V185H230V187H231ZM214 187H215V186H214ZM214 187H213V188H214ZM227 187H228V186H227ZM233 187H235V186L233 185ZM242 187H243V186H242ZM235 188H236V187H235ZM244 188H245V187H243V189H244ZM214 190H215V189H214ZM220 190H221V189H220ZM225 190H226V189H225ZM238 190H239V189H238ZM217 191H218V190H217ZM222 191H223V190H222ZM230 191H231V190H230ZM218 192H219V191H218ZM260 193H261V192H259V194H260ZM130 194H131V193H130ZM211 198H212V197H211ZM255 198H256V197H255ZM250 200H252V199H250ZM71 202H72V201H71ZM74 207H75V206H74ZM245 207H246V206H245ZM35 208H36V207H35ZM122 208H123V207H122ZM227 208H228V206H227ZM73 209H75V208H73ZM121 210H122V209H121ZM246 210H247V208H246ZM255 210H256V209H255ZM44 212H45V211H44ZM102 212H104V211H102ZM71 213H72V212H71ZM224 213H225V212H224ZM230 213H231V212H230ZM242 213H243V212H242ZM242 213H240V214H242ZM245 213H247V212H245ZM245 213H244V215H243V218H244V219L247 218V215H246ZM260 213H261V212H260ZM227 214H228V213H227ZM221 215H222V214H221ZM234 215H235V213H234ZM182 216H183V215H182ZM144 217H147V216H144ZM221 217H222V216H221ZM231 217L234 218V220H232V222H234V221H236V220L238 219L239 216L237 215V217H234V216H232V214H231ZM225 218H227V215L225 216ZM132 219H133V218H132ZM132 219H131V220H132ZM144 219H145V218H144ZM223 220H224V219H223ZM223 220H222V221H223ZM95 221H96V220H94V222H95ZM214 221H215V220H214ZM222 221H221V222H222ZM38 222H39V220H38ZM212 224H213V221H212ZM225 224H226L225 226H226V229H227L229 223H225ZM94 225H95V223H94ZM213 226H214V224H213ZM216 226H217V223H216ZM198 227H199V226H198ZM203 227H204V226H203ZM209 228H210V227H209ZM111 229H112V227H111ZM203 229H204V228H203ZM176 232H177V231H176ZM109 233H111V231H110ZM202 233H203V232H202ZM85 235H86V234H85ZM88 235H89V234H88ZM83 236H84V235H83ZM167 236H168V233H167ZM83 238H84V237H83ZM129 243H130V242H129ZM129 248H130V247H129ZM131 249H132V248H131ZM127 254H129V253H127ZM125 256H126V255H125ZM127 256L129 257V255H127ZM113 257H114V256H113ZM130 259H131V258H129V260H130ZM87 263H88V262H87Z\"/></svg>",
	"mask_w": 264,
	"mask_h": 264
}]
</instances>
